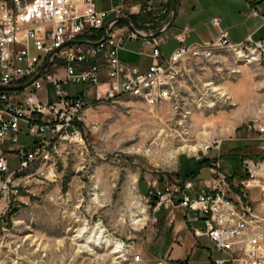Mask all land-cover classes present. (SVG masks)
I'll list each match as a JSON object with an SVG mask.
<instances>
[{
    "label": "built area",
    "instance_id": "obj_1",
    "mask_svg": "<svg viewBox=\"0 0 264 264\" xmlns=\"http://www.w3.org/2000/svg\"><path fill=\"white\" fill-rule=\"evenodd\" d=\"M262 2L250 3L249 11L264 24ZM116 12L117 19L129 18L123 8ZM211 22L219 28L213 42L188 45L186 37L179 35L181 45L168 57L162 54L161 38L147 39L154 61L141 70L122 60L120 52L126 42L149 34L109 20L107 11L97 9L96 0H0V88L32 81L23 90H0V148L19 145L23 133L33 140L31 146L17 150V170H11L7 154L0 153V214L20 207L22 190L32 180L56 176L64 145L86 143L82 123L90 108L127 97L151 107L171 102L179 108L185 72L193 64L215 61L224 50L243 52L250 62L264 64V39L234 43L222 28V18ZM97 30H104L103 37L90 39ZM34 48L39 55L33 54ZM43 89L47 100L40 101L36 92ZM243 133L260 151L258 156L241 155L244 177H234L219 161H212L208 167L213 182L200 192L195 191L192 178L177 177L149 185L145 196L156 213L167 212L171 224L177 221L176 210L184 209L195 237L213 243L219 255L212 258L213 264H264V109L248 119ZM223 143L214 139L201 151L208 155ZM252 187L261 189L262 200L249 199ZM135 261L141 262L142 257L136 256Z\"/></svg>",
    "mask_w": 264,
    "mask_h": 264
},
{
    "label": "rangeland",
    "instance_id": "obj_2",
    "mask_svg": "<svg viewBox=\"0 0 264 264\" xmlns=\"http://www.w3.org/2000/svg\"><path fill=\"white\" fill-rule=\"evenodd\" d=\"M212 4L210 12L223 19L221 25L227 31L220 15L236 18L239 32L261 25L260 19L250 15L246 0H214ZM169 14L166 19L151 15L141 22L148 23L143 24L147 30L158 32L170 22L172 11ZM263 37L264 29L255 39ZM125 44L129 50L138 48ZM33 54L39 55L35 48ZM249 60L224 50L211 63L190 66L181 83L184 94L179 108L171 102L151 107L130 97L90 108L82 123L86 143L64 145L56 176L32 180L22 190V195L29 196L27 204L20 202V207L0 214V264H177L169 257L178 237L175 224L166 211L156 213L145 196L149 185L177 179L178 159L183 178L200 170L202 161L190 157L193 153L188 150L179 151L186 145L223 139L220 150L210 151L211 156L223 163L236 156L234 171L240 175L241 155L258 156L260 151L246 139L243 129L250 117L264 109V64ZM128 61L144 69L138 60ZM217 87L221 90L216 91ZM48 89L53 101V90ZM223 91L228 95L223 96ZM36 94L38 100H47L45 89ZM173 151H178L176 159ZM201 170L199 179H209L208 171ZM248 193L251 201L262 200L260 188L252 187ZM142 207L146 211L140 215ZM145 215L140 223L135 221ZM99 225L104 235L123 244L124 258L117 261L106 248L78 239V229ZM138 255L141 262L135 261ZM193 264L212 262L207 253L199 252Z\"/></svg>",
    "mask_w": 264,
    "mask_h": 264
},
{
    "label": "crops",
    "instance_id": "obj_3",
    "mask_svg": "<svg viewBox=\"0 0 264 264\" xmlns=\"http://www.w3.org/2000/svg\"><path fill=\"white\" fill-rule=\"evenodd\" d=\"M213 1L214 0H179L177 9L178 14L173 25L170 29H167V31L158 36L162 39L163 44L161 49L164 57H168L171 53L174 52L175 49H177L181 45V43L177 40V36L179 35H183L186 37L185 42L188 45L199 42L210 43L215 40V38L219 34V28L217 26L213 28L211 27V19L216 16H213V13H211L209 9L210 6L213 5ZM257 1L258 0H246L245 6L249 5L250 3L253 4ZM96 5L99 11L104 10L109 13V19H117L116 11L118 10V8H123L124 12L129 15L131 21L133 17L138 18L137 27L139 29L149 31L143 25H148V23L141 22L144 21L143 18H150L152 15L160 17L162 19H166L167 16L170 15L169 13L172 9L173 0H96ZM261 7L264 8V2H262ZM220 16H223L226 20L230 40L234 43H247L251 40L260 41L264 39V37L255 39V37L264 29L263 19H261L260 17L253 16L254 18L261 20V25L259 27L255 29L247 28L245 31L241 30V32H239L238 28L235 31V27L239 25L235 22L237 21L236 18H229V14H223ZM153 33L156 32L152 30L149 31V35ZM146 42L147 39L145 38L137 39L135 41H128V43H131L138 48L131 50H129V48H125L121 51V59L127 63L129 62L128 60H131L132 62H136L138 60L140 66L143 65V70H147L150 65H152L154 59L151 56V48ZM19 143V145L8 143L0 148V153L5 152L7 154V159L10 162L11 170H17L20 166V161L17 158L16 154L17 150L20 147L31 146L33 144V140L28 135L23 133L21 135ZM188 155L190 157L194 156L198 160L202 161L201 166L199 167L200 170L198 172H191V174L187 175L186 178H183L181 175L178 159V177L184 180H186L187 178H192L194 181V185H196V192H200L208 185L212 184L213 174L208 167V165L212 161H219L221 167L229 171L234 177H242L241 175L244 174L241 161V175L238 174L237 171H234V169L237 168V164L234 163L236 156L231 160V162L223 163L221 159L212 157L211 153L208 155L204 153L203 156H198L196 154ZM201 169H205L208 171L210 175L209 179H199L203 172ZM20 200H22L21 202H23L24 204H27L29 196L26 197L25 195H22L20 197ZM2 206L3 199H0V207ZM176 212L177 221L174 222V234H176L178 237L175 238L176 242H174L171 246V252L169 253L170 259H172L173 261H179L178 264H193V257L196 253L199 252L207 253V257L209 258V260H211V262L212 258L219 257L218 253H216L215 251V248H213V243L207 237L203 239H197L194 233H192L190 226L187 224L185 210L182 208H178Z\"/></svg>",
    "mask_w": 264,
    "mask_h": 264
},
{
    "label": "bare ground",
    "instance_id": "obj_4",
    "mask_svg": "<svg viewBox=\"0 0 264 264\" xmlns=\"http://www.w3.org/2000/svg\"><path fill=\"white\" fill-rule=\"evenodd\" d=\"M239 55L241 57H244L246 58L248 55H246L245 53L243 52H240ZM217 90H221L219 87L217 88H214ZM223 96H226L228 95V93H226L225 91L222 92ZM207 135V134H206ZM206 145L202 142V143H198V144H195V145H186L182 148H180L179 151H190L191 153L193 154H198V152H200L202 150V148H205ZM146 152L149 154L151 153V150H146ZM178 151H173L171 153V156L173 159H176L177 158V154ZM137 182V179L136 181H134V183ZM146 211V208H141L139 214H143L145 213ZM137 217V216H136ZM146 218V215L144 216V218H141L139 220H135L137 223H140L143 219ZM87 225V224H86ZM77 237L78 239H81V240H86V244H90L92 246H101V247H104L106 248L109 252H111L112 255H115V260H119L121 258H124L125 255H123L126 251H124L123 249V244L118 242V241H115L113 239H111L110 237H108V235L106 236V234L104 235V230L101 228V226H97V227H94L93 229H88L87 226H84L80 229H78V233H77ZM100 240V241H98Z\"/></svg>",
    "mask_w": 264,
    "mask_h": 264
},
{
    "label": "water",
    "instance_id": "obj_5",
    "mask_svg": "<svg viewBox=\"0 0 264 264\" xmlns=\"http://www.w3.org/2000/svg\"><path fill=\"white\" fill-rule=\"evenodd\" d=\"M178 3H179V0H173V5H172V17H171V20L170 22L167 24V26H165L166 28L159 31V32H156V33H153L151 35H147V36H143V38L145 39H151V38H154V37H158L160 36L163 32L167 31V29H170L171 26L173 25L176 17H177V14H178ZM124 22L126 23L134 32L137 31L138 29L136 27H134L132 21L129 19V18H126V17H119L118 19H116V22ZM108 27V24L105 26V28ZM83 43H87V42H83ZM40 76V74L38 76L35 77L38 78ZM32 84V81L25 84L24 86H20V87H9V88H0V90H9V89H15V90H23L25 89V87H28L29 85Z\"/></svg>",
    "mask_w": 264,
    "mask_h": 264
},
{
    "label": "trees",
    "instance_id": "obj_6",
    "mask_svg": "<svg viewBox=\"0 0 264 264\" xmlns=\"http://www.w3.org/2000/svg\"><path fill=\"white\" fill-rule=\"evenodd\" d=\"M132 21L134 22V24H137L138 18L137 17H133ZM104 35V30H97L94 32V34L92 36H90L89 38L92 40H99L103 37ZM242 177H244L245 175H241ZM179 263V261H177V264Z\"/></svg>",
    "mask_w": 264,
    "mask_h": 264
}]
</instances>
